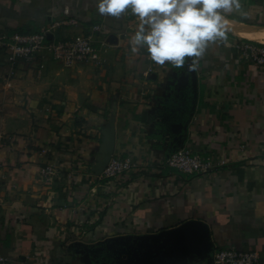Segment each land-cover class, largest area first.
I'll return each mask as SVG.
<instances>
[{
    "label": "crops",
    "instance_id": "crops-1",
    "mask_svg": "<svg viewBox=\"0 0 264 264\" xmlns=\"http://www.w3.org/2000/svg\"><path fill=\"white\" fill-rule=\"evenodd\" d=\"M239 2L226 21L254 26L252 36L226 27L189 72L132 52L139 21L130 12L101 16L96 0H0V44L68 8L78 23L52 38L99 23L103 59L66 66L43 52L10 75L0 46L1 264H209L229 246L258 251L264 264V67L232 46L264 44V0ZM184 146L227 163L181 173L167 158ZM113 156L137 168L103 178ZM45 163L56 166L48 180ZM191 220L206 224L208 239L182 227Z\"/></svg>",
    "mask_w": 264,
    "mask_h": 264
},
{
    "label": "built area",
    "instance_id": "built-area-1",
    "mask_svg": "<svg viewBox=\"0 0 264 264\" xmlns=\"http://www.w3.org/2000/svg\"><path fill=\"white\" fill-rule=\"evenodd\" d=\"M65 16L51 21L37 31L14 32L2 39L0 46L9 65V74L14 75L16 66L22 61H31L37 55L48 52L54 60L66 66L78 62L101 64L103 59L100 49L94 42L96 32L102 30V25L96 23L87 33H76L64 39L55 40L52 35L62 25H75L77 19L69 15L65 9ZM240 58L252 61L259 67H264V44L247 38H236L232 44ZM47 153V148L40 150ZM227 160L214 157L208 153L193 151L190 147H180L167 158V164L184 174H201L213 172L224 166ZM137 168V163L131 156H113L102 171V177L112 179L129 173ZM40 174L44 179H50L56 173L53 163H45L40 167ZM6 261V256L0 253V264ZM260 254L255 250L241 249L235 246L220 247L214 250L209 264H259Z\"/></svg>",
    "mask_w": 264,
    "mask_h": 264
},
{
    "label": "clouds",
    "instance_id": "clouds-1",
    "mask_svg": "<svg viewBox=\"0 0 264 264\" xmlns=\"http://www.w3.org/2000/svg\"><path fill=\"white\" fill-rule=\"evenodd\" d=\"M240 7L239 0H96L101 16L119 18L130 12L138 19L132 52L143 48L157 65L187 64L189 72L198 69L210 42L227 39L224 13Z\"/></svg>",
    "mask_w": 264,
    "mask_h": 264
},
{
    "label": "bare ground",
    "instance_id": "bare-ground-1",
    "mask_svg": "<svg viewBox=\"0 0 264 264\" xmlns=\"http://www.w3.org/2000/svg\"><path fill=\"white\" fill-rule=\"evenodd\" d=\"M226 27L229 29L234 30L235 32L242 34V35H251L252 36V31L249 28H254V26H248L246 24H226ZM256 37H257V32H256ZM260 35L258 34V38Z\"/></svg>",
    "mask_w": 264,
    "mask_h": 264
},
{
    "label": "water",
    "instance_id": "water-1",
    "mask_svg": "<svg viewBox=\"0 0 264 264\" xmlns=\"http://www.w3.org/2000/svg\"><path fill=\"white\" fill-rule=\"evenodd\" d=\"M190 225H195L198 226L200 228H202L204 230L205 236L208 239L209 238V231L208 228L206 226V224H204L203 222L200 221H196V220H191L186 222L182 227H186V226H190ZM178 229L172 230L173 232L177 231Z\"/></svg>",
    "mask_w": 264,
    "mask_h": 264
},
{
    "label": "trees",
    "instance_id": "trees-1",
    "mask_svg": "<svg viewBox=\"0 0 264 264\" xmlns=\"http://www.w3.org/2000/svg\"><path fill=\"white\" fill-rule=\"evenodd\" d=\"M35 31H36V30H35ZM18 32H32V31H22V30H21V31H18Z\"/></svg>",
    "mask_w": 264,
    "mask_h": 264
}]
</instances>
